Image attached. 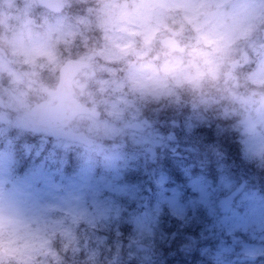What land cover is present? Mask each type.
Segmentation results:
<instances>
[{"label": "clouds", "instance_id": "obj_1", "mask_svg": "<svg viewBox=\"0 0 264 264\" xmlns=\"http://www.w3.org/2000/svg\"><path fill=\"white\" fill-rule=\"evenodd\" d=\"M165 119L239 133L264 170V0H0V135L41 133L112 167ZM96 227L0 206V264H123Z\"/></svg>", "mask_w": 264, "mask_h": 264}, {"label": "rangeland", "instance_id": "obj_2", "mask_svg": "<svg viewBox=\"0 0 264 264\" xmlns=\"http://www.w3.org/2000/svg\"><path fill=\"white\" fill-rule=\"evenodd\" d=\"M157 124L148 141L126 145L114 166H101L84 155L71 175L62 173L60 163L50 168L31 163L28 170L18 167L13 172L16 160L0 149V206L45 218L68 210L84 212L97 225L96 235L107 237V244L121 242L123 264H264V170L236 178L234 166L229 167L235 160H218L221 155H242L239 133L220 132L215 123L191 130L182 121ZM195 129L201 135L191 134ZM235 142L238 155L236 147L231 151ZM52 144L65 148L54 137ZM177 148L178 165L191 162L200 151L217 160L214 166L206 165L208 158L202 155L203 167L186 166L178 175L166 154ZM155 155L154 167L147 162ZM212 171L216 175L207 174ZM249 180L253 182L247 187ZM172 220L178 229L186 222L195 232L187 238L201 237L206 245L187 253L185 242L176 244L172 234L163 233V224L171 226ZM138 233L144 247L129 258L125 245Z\"/></svg>", "mask_w": 264, "mask_h": 264}, {"label": "trees", "instance_id": "obj_3", "mask_svg": "<svg viewBox=\"0 0 264 264\" xmlns=\"http://www.w3.org/2000/svg\"><path fill=\"white\" fill-rule=\"evenodd\" d=\"M0 148L9 151L14 157L16 163L13 165L16 166V171L18 167L28 170L30 168L28 166L31 165V163L36 165L40 162L48 168L54 167V165L60 163V165L64 166V172L69 174L74 172L77 160L79 159L75 158V155L80 152L78 148L65 149L63 152L59 148L52 147L50 143L43 140L42 137L38 138L37 135L27 134L26 132L16 133V130L0 135ZM77 157H79V155ZM168 160L170 161V159ZM149 162L152 161L149 160ZM197 162L196 159H193L192 163L196 166L195 163ZM184 225V228L187 227L191 229L190 225H186V223ZM193 243L197 246L203 245L202 239L200 238ZM108 245L112 246L110 243H108ZM112 248H114V246H112Z\"/></svg>", "mask_w": 264, "mask_h": 264}]
</instances>
